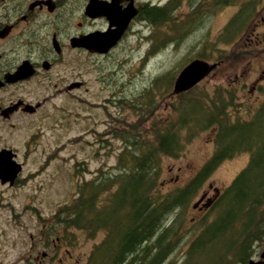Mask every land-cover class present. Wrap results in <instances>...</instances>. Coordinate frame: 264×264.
I'll return each mask as SVG.
<instances>
[{
	"label": "rangeland",
	"instance_id": "1",
	"mask_svg": "<svg viewBox=\"0 0 264 264\" xmlns=\"http://www.w3.org/2000/svg\"><path fill=\"white\" fill-rule=\"evenodd\" d=\"M139 1L152 5H164L167 2V0ZM173 2L175 8L172 14L180 18L181 14L186 13V3L183 0H173ZM255 6V11L243 31L234 35L232 37L234 40L228 43L217 42L213 49L210 44L221 38L223 28L230 20V16H233L235 7H227L214 15L211 13L212 8L203 9V20L193 29H189V24L195 22V19L187 18L190 21L187 26L177 27V23L172 24L167 21L159 28L141 20L132 26L111 53L104 59H98L99 64L102 59V64L108 68L105 69L103 77L99 65L97 68L91 66L92 73L88 75V81L73 92L77 98L64 101L60 97L49 103H43V109L36 115L41 116L43 121L39 128L41 132L30 135L31 131L27 129L21 133L15 132L14 136L15 142L22 151L25 150L24 140L28 139L29 135L36 141H32L27 151L30 153L28 160L29 164L33 163V168L43 165V174L29 185L40 187L38 196L43 199L45 218L50 217L53 211H57L75 196L76 186L82 180L93 178L100 172L107 173L109 168L115 165L116 155L123 145L119 139L113 138L110 132L113 129L122 131L121 124L126 120L135 122L138 118V114H132L134 109L129 108V113L127 108L123 110L117 106L119 99L118 96L113 95L115 92H119L122 99L120 101L129 99L132 100L131 104L139 101L148 104L151 102L154 110L148 123L154 119H165L171 115L172 104L178 100V95L172 92L177 74L191 60L199 58L200 55L203 58L199 59L206 60L205 55H207L206 61L211 63L216 60L221 63L215 71L212 70L199 82L195 92L202 90L211 92L217 86L223 89L224 86H233L232 82L236 74L241 79L236 84L235 95L240 100L236 99L234 116L238 119H246L256 110L258 102L255 101L264 95L262 92L264 80L261 82L262 90L250 91V86L257 74L260 73L264 78L262 72L264 70V0H256ZM178 35H183L180 42H172L171 37L175 36L177 39ZM152 45L155 46L154 52H151L154 50ZM156 78L158 79L153 84L152 94L146 96L143 92ZM172 79V85L166 89V85ZM242 85L246 87L242 88ZM135 110L139 113V109L135 108ZM234 116L232 115V118L235 119ZM212 137L210 130L201 132L185 146L177 158L163 159L164 170L160 176L161 193L182 187L203 166L214 150ZM247 159V153H238L224 159L209 173L185 208L182 231H179L183 236V245L177 248L175 254L174 252L171 254L167 263L181 264L185 256L184 251L198 233L199 220L211 219L216 215L217 209L211 206L205 209L201 204V209L197 208L198 206L193 207L202 190H208L209 183L212 187L224 189L245 166ZM209 191V194L212 193V188ZM0 216L10 218L9 213H0ZM5 231L7 239L0 240V261L4 263L15 260L21 248L27 247L20 243V235L24 238L23 242L28 243L29 248L31 242L36 241V229L30 227L27 233L23 234L10 227L5 228ZM102 235L101 232L92 238L83 231H61L59 254H53V246L49 249L45 248L48 258L44 260V264H84L92 246L98 243ZM14 240L17 243L11 249L10 244ZM53 255L56 257L55 260ZM199 264L207 263L202 260Z\"/></svg>",
	"mask_w": 264,
	"mask_h": 264
},
{
	"label": "trees",
	"instance_id": "2",
	"mask_svg": "<svg viewBox=\"0 0 264 264\" xmlns=\"http://www.w3.org/2000/svg\"><path fill=\"white\" fill-rule=\"evenodd\" d=\"M255 3L246 2L231 17L221 38L210 44L211 49L217 42L234 40L232 37L243 31L248 8L255 11ZM155 6L145 4L141 11V18L151 26L159 28L167 21L177 23V27L190 23L187 18H176L168 2ZM172 37V42H180L183 35H178V40ZM157 79L143 92L146 96L152 94ZM198 84L174 93L178 100L172 104V117L149 123L154 110L151 102L131 104L129 99L120 101L119 92L113 94L118 96L117 106L134 109L132 114H138V118L121 124L122 131L110 132L123 145L115 165L107 173L82 180L75 196L56 212L60 232L78 230L92 238L102 232L84 264H172L167 260L183 245L179 231L187 204L215 167L241 152H248V162L212 203L216 215L199 220L198 233L184 251L181 264H199L202 260L207 264H246L254 244L264 238V103L250 119H234V92L220 87L195 92ZM206 130L213 135L210 158L185 185L161 193L163 159L177 158L196 135Z\"/></svg>",
	"mask_w": 264,
	"mask_h": 264
},
{
	"label": "flooded vegetation",
	"instance_id": "3",
	"mask_svg": "<svg viewBox=\"0 0 264 264\" xmlns=\"http://www.w3.org/2000/svg\"><path fill=\"white\" fill-rule=\"evenodd\" d=\"M183 1L186 3V13L181 14L180 18L195 19V22L189 24V29H193V26L196 27L202 22L203 9L212 8L211 13L214 15L227 7H235L234 16L246 2L249 4L252 0H224L222 4L221 0ZM167 2L171 4L170 10L173 12L175 8L173 0ZM88 3L89 0H0V93L8 91L6 94L1 93L0 96V213L10 215V218L0 216V240L7 239L5 231L7 227L21 234L27 233L29 227L36 229L37 232L36 241L31 242L30 248L20 235V243L27 247L21 248L15 260L7 263L0 261V264H44V260L48 258V252L44 250L50 246H53V254H59L60 223L56 216L57 211H53L50 217L45 218L43 199L38 196L40 187L29 185L43 174V165L33 168V163L29 164L30 153L27 152L32 141L36 142L30 135L38 134L43 124L41 116L36 115L43 109L45 102L49 103L60 97L64 101L77 98L73 92L88 81V75L92 73L91 66L97 68L99 65L103 77L105 69L108 68L102 64V59L99 64L98 59H104L111 53L132 26L143 20L141 11L143 6L148 4L139 0H115L118 9L123 10L132 5L136 13L120 40L109 51L103 53L78 45L77 39L93 32H104L109 28L106 15L91 16L86 13ZM206 4L208 7H203ZM253 11L252 7L248 8V20L252 17ZM171 39L173 40V37ZM211 63H216L213 69L215 71L221 62L215 60ZM262 72L264 75V70ZM240 79L235 74L233 86H224L225 91L235 93L236 84ZM252 80L250 91L260 89L264 78L259 73ZM244 87L246 86L242 85V88ZM233 99L236 103L239 97L234 95ZM255 102H258L256 110L246 119H250L260 109L264 103V95ZM246 113L248 116V107ZM27 129L31 133L28 139L24 140L25 150L22 151L15 142L14 133H21ZM245 153L249 158L248 152ZM210 188L212 193L209 194ZM223 190L212 187L209 183L208 190H202L199 195V198L203 196V199L197 208L201 209L206 199L214 198L217 193L214 203ZM16 243L15 240L11 242V249ZM259 243L261 244L258 246L254 244L252 247L246 264H251V261L264 264V257L261 256L264 252V238Z\"/></svg>",
	"mask_w": 264,
	"mask_h": 264
},
{
	"label": "water",
	"instance_id": "4",
	"mask_svg": "<svg viewBox=\"0 0 264 264\" xmlns=\"http://www.w3.org/2000/svg\"><path fill=\"white\" fill-rule=\"evenodd\" d=\"M128 5L123 10L115 6V0L111 3H104L98 0H89L86 7V13L91 16L106 15L109 20V28L104 32H93L89 35L83 36L77 41L78 45H83L89 49H97L99 52H107L113 47L122 37L128 27L130 20L134 17L136 10ZM216 66V63H210L204 59L195 58L187 63L177 74L173 83V93L182 92L193 87L202 81ZM1 85V83H0ZM216 190V189H215ZM217 192V190H216ZM216 195L207 198L202 204L204 208L212 205ZM201 196L194 204L195 208L201 202ZM264 257V252L261 255ZM251 264H259L258 262L251 261Z\"/></svg>",
	"mask_w": 264,
	"mask_h": 264
},
{
	"label": "bare ground",
	"instance_id": "5",
	"mask_svg": "<svg viewBox=\"0 0 264 264\" xmlns=\"http://www.w3.org/2000/svg\"><path fill=\"white\" fill-rule=\"evenodd\" d=\"M156 6H157V5H156ZM156 6H155V7H156ZM162 7H163V6H162ZM166 8H167V7H166ZM177 248H178V247H177ZM176 250H177V249H176ZM176 250H175V251H176ZM174 254H175V252H174ZM172 256H173V255H172ZM183 258H184V257H183Z\"/></svg>",
	"mask_w": 264,
	"mask_h": 264
}]
</instances>
